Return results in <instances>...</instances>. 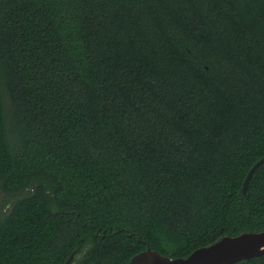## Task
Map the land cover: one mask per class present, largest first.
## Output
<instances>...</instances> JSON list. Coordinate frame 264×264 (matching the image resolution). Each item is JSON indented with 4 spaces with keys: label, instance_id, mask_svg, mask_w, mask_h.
<instances>
[{
    "label": "trees",
    "instance_id": "trees-1",
    "mask_svg": "<svg viewBox=\"0 0 264 264\" xmlns=\"http://www.w3.org/2000/svg\"><path fill=\"white\" fill-rule=\"evenodd\" d=\"M263 157L264 0H0V264L264 231Z\"/></svg>",
    "mask_w": 264,
    "mask_h": 264
},
{
    "label": "water",
    "instance_id": "water-1",
    "mask_svg": "<svg viewBox=\"0 0 264 264\" xmlns=\"http://www.w3.org/2000/svg\"><path fill=\"white\" fill-rule=\"evenodd\" d=\"M263 163L264 157L250 169L242 187L244 194L254 172ZM74 254L72 253L64 264H71ZM262 254H264V231L245 232L237 236H224L210 245L197 248L184 258L166 257L148 248L133 256L128 264H234Z\"/></svg>",
    "mask_w": 264,
    "mask_h": 264
},
{
    "label": "rangeland",
    "instance_id": "rangeland-1",
    "mask_svg": "<svg viewBox=\"0 0 264 264\" xmlns=\"http://www.w3.org/2000/svg\"><path fill=\"white\" fill-rule=\"evenodd\" d=\"M12 198L0 190V210L10 206Z\"/></svg>",
    "mask_w": 264,
    "mask_h": 264
}]
</instances>
